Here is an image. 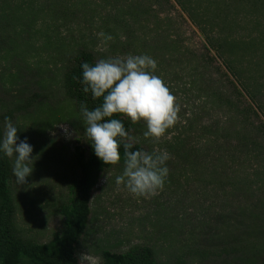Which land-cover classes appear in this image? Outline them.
Segmentation results:
<instances>
[{
  "label": "rangeland",
  "instance_id": "1",
  "mask_svg": "<svg viewBox=\"0 0 264 264\" xmlns=\"http://www.w3.org/2000/svg\"><path fill=\"white\" fill-rule=\"evenodd\" d=\"M229 1L235 18L216 29L241 45L232 62L264 78V8L255 0ZM101 32L113 39L102 43ZM81 48L97 60L152 56L180 111L159 140L144 137L143 120L135 123L130 135L144 150L170 154L165 186L137 197L115 182L124 164L106 170L77 248L80 262L101 264L102 249L140 244L152 246L161 264L264 259V135L256 128L264 117L242 121L228 102L226 66L174 0H0V114L12 112L21 138L35 146L29 183L13 180L21 231L43 242L62 226L54 211L66 195L70 154L86 136L63 73Z\"/></svg>",
  "mask_w": 264,
  "mask_h": 264
},
{
  "label": "trees",
  "instance_id": "2",
  "mask_svg": "<svg viewBox=\"0 0 264 264\" xmlns=\"http://www.w3.org/2000/svg\"><path fill=\"white\" fill-rule=\"evenodd\" d=\"M174 1L187 13L226 66L228 73L224 72V76L232 87L228 102L235 108L243 122L251 125L253 117L261 121V116L264 117V100L261 97L264 78L259 74L249 77L232 62V52L241 48V45L238 42H230L223 35L224 32L216 29V22L234 20L231 12L232 3L229 0ZM253 5L257 9L264 8V0H255ZM96 60L94 52L81 48L70 58L63 73L64 93L74 101L82 119L80 110L82 103L87 104L89 109L102 103L101 99L94 100L90 92L85 93L80 82L81 65L84 62L94 64ZM12 116V112L0 114V139L4 133L5 118L12 119ZM113 118L122 120L129 133L135 125L123 114H116ZM256 128L264 135V123ZM136 149L144 147L136 143L133 150ZM120 152L121 161L118 164H124L122 146ZM113 166L104 164L96 157L91 141L86 136L84 140H78L70 154L65 198L54 211L56 215L62 217V226L50 239L42 242L25 235L18 226L17 206L13 195V166L11 159L0 152V264H82L77 255V248L90 223L93 193L103 174ZM101 256L103 259L101 264H161L154 248L146 244L135 245L123 252L104 248ZM175 264H186V261L178 259ZM247 264H264V259Z\"/></svg>",
  "mask_w": 264,
  "mask_h": 264
},
{
  "label": "clouds",
  "instance_id": "3",
  "mask_svg": "<svg viewBox=\"0 0 264 264\" xmlns=\"http://www.w3.org/2000/svg\"><path fill=\"white\" fill-rule=\"evenodd\" d=\"M98 35L103 38L102 43L113 39L103 32ZM81 67L83 91L90 92L94 100H102L92 109L85 103L80 107L85 135L91 141L94 154L104 164L116 165L121 161L122 146L124 168L122 174L116 176V184L123 185L137 197L151 198L159 194L169 174L166 162L171 158L170 154L166 150H133L136 138L130 135L122 120L113 118L116 114H123L133 124L143 120L147 125L144 137L156 140L178 122L180 107L177 98L163 78L156 75L157 61L148 54H129L98 59L94 64L84 62ZM60 131L66 139H71L67 127ZM19 132L11 118L6 117L0 152L10 159L14 157L16 182L25 185L33 174L30 164L35 146L27 136L22 139Z\"/></svg>",
  "mask_w": 264,
  "mask_h": 264
}]
</instances>
